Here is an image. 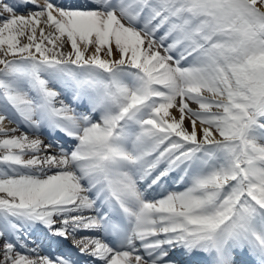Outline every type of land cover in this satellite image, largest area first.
I'll return each mask as SVG.
<instances>
[{
    "label": "snow or ice",
    "instance_id": "1",
    "mask_svg": "<svg viewBox=\"0 0 264 264\" xmlns=\"http://www.w3.org/2000/svg\"><path fill=\"white\" fill-rule=\"evenodd\" d=\"M0 134L3 264H76L15 243L38 230L91 233L92 264H264V0L0 3Z\"/></svg>",
    "mask_w": 264,
    "mask_h": 264
},
{
    "label": "bare ground",
    "instance_id": "2",
    "mask_svg": "<svg viewBox=\"0 0 264 264\" xmlns=\"http://www.w3.org/2000/svg\"><path fill=\"white\" fill-rule=\"evenodd\" d=\"M68 2L69 3H72V4H75V3H81V2H83V0H68ZM0 3H2V2L0 1ZM37 35H38V41L37 42H39V30H38ZM25 42H27L26 37H25ZM57 44H59V41L57 42ZM45 46H47L49 48L52 47V45L50 43H48L47 41H45ZM113 59H115V58H113ZM57 90H59V89H57ZM204 95L211 97L209 94L207 95V93L204 94ZM194 106H195V104H194ZM177 107H173L172 109L169 110L176 117H178V115H179L178 114L179 111H178V108ZM191 107H193V106H191ZM198 108H199V106L197 105L196 107H193L192 109H198ZM213 111H216V109L214 108ZM13 122L14 123L11 126H7V124L4 122V126L6 128L16 129V131L10 132L9 135H23V134H27L30 139L39 138L44 143H48V142L52 141L53 139L59 141L60 143H66L62 136L49 135V133L46 130H42L39 133L32 132V131L28 130L23 124L19 123L18 121H13ZM200 126L201 125H199V124L196 125L198 132L201 129ZM57 136H58V138H57ZM2 138H6V137H4L3 134H0V139H2ZM66 146L67 147H71L72 145H71V143H70V145H68L66 143ZM25 158H28V157L25 156ZM170 176L174 177L173 180L176 179V174L175 173L170 174ZM166 186L169 187V188L171 186H173V187H181L182 189H180V190H183V186L175 184L174 181L173 182H170L169 181V183L166 184ZM156 193L158 195V190H157ZM46 233L48 235L51 234V233H48L46 231L43 232L42 230L32 231V232H30L29 236H24L21 240L15 241V243L19 244V243L23 242L26 245V248L30 250V249H33L34 248V247L31 246L32 244L39 245V244H44L45 243L46 237H47V234ZM88 235H91V233H78L76 235H72L71 233H69L67 239L68 240H71L72 243L79 249V247H82V245L77 246L76 245V241L80 240L83 236H88ZM51 236H52V239H55L56 238L54 235H51ZM54 241H53L54 245L58 246L57 242H54ZM60 241H62V240H60ZM2 244H4V241L0 240V245H2ZM55 248H57V247H55ZM17 251H19V249L18 248H14V251L12 252L11 255L15 256L16 253H17ZM37 251L39 253V257H43L44 256V255H42V253L39 250H37ZM42 251H45V253L47 252V250H45V249H42ZM67 251L69 252L70 250H67ZM20 254L28 256L29 259H37L38 258L37 255L34 254V253H32L31 251H22ZM177 255L178 256H175L174 255V258L176 260H179V262H184L185 264H199L200 260L202 259L199 256H191V257H189V256H187L186 254H184V253H182L180 251H177ZM3 261H4V248L3 247H0V264H3ZM85 263L86 264H89V262H85ZM8 264H10V261L8 262ZM90 264H91V262H90Z\"/></svg>",
    "mask_w": 264,
    "mask_h": 264
},
{
    "label": "rangeland",
    "instance_id": "3",
    "mask_svg": "<svg viewBox=\"0 0 264 264\" xmlns=\"http://www.w3.org/2000/svg\"><path fill=\"white\" fill-rule=\"evenodd\" d=\"M2 3H9V4H11V5H16L18 2H19V0H0ZM39 1V2H38ZM63 2L64 3H69L68 2V0H63ZM15 3V4H14ZM37 3H44V0H37ZM17 14L19 15V14H26V13H24V12H22V11H18L17 12ZM45 31H46V33L49 31V29H45ZM57 35H58V33H57ZM160 35V33H157V36H159ZM21 40H22V42H25V37H23V38H20ZM24 40V41H23ZM64 41H65V44H64V47H63V51L64 52H67V51H69L70 50V48H69V44H70V42L69 41H67V38L65 37L64 38ZM160 51H161V53L162 54H164V50H163V48H160ZM102 58H105V59H108L109 57H106V56H103V54H102ZM113 58H115V59H119V54L118 53H116L114 56H113ZM112 57H111V59H113ZM207 93V95L209 94L210 96L212 95L211 93H208V92H205L204 94H206ZM65 99V98H64ZM65 103H69L68 101H66V99H65ZM188 103H189V107L190 108H193V107H196L198 104L196 103V102H194V101H188ZM178 104H179V98H177V106H178ZM194 104H195V106H194ZM176 106V107H177ZM191 106H193V107H191ZM199 106V105H198ZM178 108V107H177ZM214 109V108H213ZM178 117L177 118H179V116H180V113L178 112ZM191 119V117L188 115V114H186V116H185V126L188 128V130L189 131H191V126H190V124H189V120ZM5 123L7 124V126H11V125H13V121L12 120H10V119H6L5 120ZM197 124H199V125H201L200 124V122L199 121H197ZM204 126H207V125H204ZM200 127H202V125L200 126ZM215 131V130H214ZM198 134H199V132H198ZM219 138V137H218ZM170 178L173 180V178L174 177H172V176H170ZM174 181V180H173ZM175 188V189H174ZM180 189H182L181 187H170L169 188V190H173V191H179ZM44 256H48V255H45L44 253H42ZM51 256V255H50ZM181 264V263H180Z\"/></svg>",
    "mask_w": 264,
    "mask_h": 264
}]
</instances>
